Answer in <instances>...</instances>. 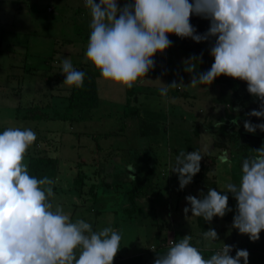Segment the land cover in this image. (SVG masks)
Wrapping results in <instances>:
<instances>
[{"label":"clouds","instance_id":"obj_1","mask_svg":"<svg viewBox=\"0 0 264 264\" xmlns=\"http://www.w3.org/2000/svg\"><path fill=\"white\" fill-rule=\"evenodd\" d=\"M85 6L91 21L84 62L91 63L104 81L122 92L143 83L155 67L156 54L172 46L170 35L196 43L215 38L211 68L193 75L188 85L161 83L160 95L166 98L169 89L180 86L205 85L203 90L208 92V86L223 75L246 82L248 93L260 102L258 110L246 115L264 118V0H125L123 6L118 0H85ZM193 15L210 21L207 32L197 33L190 22ZM193 62L201 60H185L186 72L196 71ZM61 74L69 88H83L85 73L76 70L69 58L62 59ZM232 123L237 124V119ZM215 126L219 128L220 123ZM243 127L248 133L264 132V123L245 120ZM36 140L31 128L8 127L0 132V264H113L122 234L110 226L93 231L90 223L73 222L61 205L53 203L55 181L31 175L24 162ZM252 152L242 161L239 184L229 181L223 192L208 188L199 199L187 196L191 208L183 209L185 217L191 211L209 223L214 217L223 218L232 211L230 193L237 201L232 227L250 241H258L264 231V146ZM202 157L198 150L185 149L176 156L170 171L178 174L181 190L200 172ZM218 159L232 167L226 153ZM128 169L135 171L134 165ZM130 178L135 181V176ZM202 239L212 247L219 237L210 228ZM191 241V235L174 241L154 264H248L245 249H236L233 257L234 246L223 243L221 250L205 258Z\"/></svg>","mask_w":264,"mask_h":264},{"label":"rangeland","instance_id":"obj_2","mask_svg":"<svg viewBox=\"0 0 264 264\" xmlns=\"http://www.w3.org/2000/svg\"><path fill=\"white\" fill-rule=\"evenodd\" d=\"M96 2L98 3L99 0H96ZM2 6L4 12L1 10ZM50 7L52 8L51 11L49 10ZM0 16L2 19V22L0 21V132L8 127L31 128L36 131L37 140L29 148L24 162L28 165L29 159L31 160V156L34 154L56 158L57 166L55 168L59 171L62 169V171L58 172L59 179L56 184L58 192L55 193L54 204L61 205L65 213L70 214L72 221L83 219L90 223L93 231H99L109 226L118 230L122 234V240L117 258L121 254L125 260L122 263L127 264L135 261L133 259L136 258L137 253L144 252V254L153 257L152 253H155V251L151 250V246L157 245L160 247L163 239L170 237L171 234L176 235L179 242L185 235H191L195 232L194 216L189 211L186 218L183 212L185 207L191 208L185 198L189 195H196L195 197L199 199L201 193L205 195L207 188L204 183L199 184V186L195 182H191L180 191L175 188L177 175L174 178L175 180L167 184L165 176L162 175L161 170H158L153 178L160 180L161 184L163 183L162 188L159 187L158 189L153 185L150 186V183H153L152 178L147 183V191L153 197L151 203L136 202L134 207L133 201L130 203L131 199L127 198L125 193L122 195L114 189L112 190L114 193L104 190L106 184L103 181L104 179L110 181L109 174L114 183L122 178H130L131 175L128 171H123V166L118 164L117 171H108L109 173L100 169L97 172H91L92 163L101 164L100 168L106 166V170L112 168L109 161L114 159L111 153L115 150H112V141H109V139L112 132L122 131L118 128L124 122V119L121 120L119 116L121 111L118 114L120 105L118 101L124 93L113 91L111 86L108 83L105 84L106 81L100 78L98 80L99 90L101 97H104L100 108L81 111L71 109V111L66 106L67 96L71 88L63 84L65 76L56 68L59 67V64L62 66L63 58L71 59L73 67L79 71L88 69L87 65H92L76 61L77 57H81V55L85 57L90 34L91 15L85 3L81 0H0ZM80 25L82 26L81 32L76 31ZM71 38H73V43H64V41ZM58 40L60 41L58 42ZM68 55L69 57H67ZM158 57L157 53L154 60H158ZM57 59L59 63L56 62ZM195 69L194 75H198L200 72L198 67L195 66ZM153 70L160 72L159 76L161 78L158 77L159 79L156 81L158 87L163 86L161 83L171 84L173 81L177 83L182 81L184 85L191 82L192 75L190 73L168 70L166 64L161 61L156 63ZM201 86L203 85L196 88L180 86L169 89L167 94L171 95L169 98L180 96L177 104L182 103V106L177 113H175L176 106L169 99L171 107L168 108V111H164L166 117L161 116L160 112L158 114L156 112L150 113V109L144 108H142V114L151 121L158 118L159 122L157 123L159 126L161 125L163 130L156 135L158 137L156 140H159L162 145L156 151L162 154L165 153L161 152V149L168 150L164 147L166 145L170 148L187 149L188 144L191 143L190 140L184 139L177 145L175 139L168 138L167 128L171 127L168 117L181 118L183 128H190L191 122L198 124L196 126L197 129L199 127L197 137L199 142L197 144H200L199 152L203 156L201 164L209 167L208 180L217 176L220 179V188H224V179L229 176V173L227 174L225 171L227 165L219 163L215 167L209 158L222 152L223 148L231 151L239 148L240 144L237 143L236 148L232 147V141L229 140V136L226 137L227 135L223 134L221 127L217 130L215 124L209 125L208 128L204 125L206 117L209 115L207 113L209 108L207 107H209L210 102L198 92L202 89ZM141 90L143 89L141 88ZM153 90L151 89V92ZM188 91L197 94L198 100L196 101V96L187 95ZM183 92H186V95ZM159 93L160 91L156 88L154 91L155 99L151 102L155 109H161L165 106L163 100L168 101L165 97L160 98ZM111 96L116 100V104H109L106 101ZM59 97L66 101L59 102ZM44 103L50 104L49 107L51 108L44 107ZM145 105H147L146 108H150L147 101H145ZM37 109L47 111L49 117L42 119L25 117L28 111L32 110L34 112ZM109 112H114L116 115L113 119L114 122L105 124V129H110V132L102 137L101 133L97 132V129L101 126L98 122ZM163 120L165 121L163 122ZM168 120L169 123H167ZM198 120L201 121L198 123ZM2 125H4V128H1ZM132 126H136V124L129 125L128 129L130 130ZM211 128L214 129L210 131ZM86 129L91 130L93 135L85 134ZM186 135L190 134L183 132L182 136ZM96 137L102 141L106 139L104 147L108 152L103 150L104 147L101 151H97ZM191 141L193 143V140ZM230 154L228 153V156ZM231 161L232 167L229 172L232 171L235 177L240 178V161L235 160V158ZM84 162L91 164L85 165ZM165 166L162 163L159 168L162 169ZM97 168H99V165ZM79 171L81 174L90 175V179L91 181L94 179V183L86 180V186L74 184V178L78 177ZM50 174L53 173L50 172ZM166 176L169 177V175ZM149 179L151 178L149 177ZM125 182H130V179ZM127 183H123L124 187L130 186L131 189L134 187ZM166 185L168 187H165ZM115 187L120 189L121 186L117 187L115 185ZM98 188L101 191L97 197L95 191ZM143 191L146 192V189H143ZM157 191L161 193L156 195ZM76 198L78 202L73 200H76ZM128 205L133 208V212L129 211ZM226 221L220 220L213 227L219 237L215 243L216 246H221L223 243H233L241 249V242L244 240L243 235L232 227L233 222L228 223ZM225 225L232 227V238L225 235V231L228 230ZM199 237H202V235L198 231ZM198 238L192 237V241L199 242L201 245ZM161 250H158L159 253H162ZM259 250H262V248ZM115 261L116 259H114ZM119 263L120 260H118ZM241 264H243L242 261ZM248 264H264V256L263 258L260 257L257 252L255 255L249 256Z\"/></svg>","mask_w":264,"mask_h":264},{"label":"crops","instance_id":"obj_3","mask_svg":"<svg viewBox=\"0 0 264 264\" xmlns=\"http://www.w3.org/2000/svg\"><path fill=\"white\" fill-rule=\"evenodd\" d=\"M118 1H119L118 2L119 6H122L125 3V0H118ZM128 2H132V0H128ZM190 2H191V0H190ZM2 8H3V6L1 7V10H2V12H4ZM50 8H49V10H50ZM51 10H52V8H51ZM0 21L2 22L1 16H0ZM190 22L196 28L197 33H199V34H203V33L207 32V30H208V28L210 26V21L209 20L203 19V18L195 16V15H193L191 17V21ZM0 29H1V25H0ZM78 30H79V32H81V30H82V26L81 25L79 26V29H77L76 31H78ZM76 31H75V33H76ZM168 38L172 41V46L169 47L164 53H162V54L158 53L159 57H158V60H155V66H156V63L158 61H161V62H164L166 64V67H167L168 70H173V71L177 70L179 72L189 73V72H186L184 70L185 69L184 61L188 60L191 57H198V58H200L201 62H199V63L198 62H193L194 63V67L195 66L198 67V69L200 71L198 73V75L200 73H202V72L208 71L211 68V65L214 63V58L210 55V46H212L214 44L215 38H212L210 41H205V42H201V43H196L191 38L181 39V38H179V37H177L175 35H170ZM62 39H64V38H62ZM59 41L60 40H58V42ZM64 43L65 44L66 43L67 44L73 43V38L67 39L66 41H64ZM67 57H69V55ZM84 60H85V57L81 55V57H77L76 61L83 63ZM56 62L59 63L58 59H57ZM86 64H88V63H86ZM60 65L61 64H59V67L56 68L58 71H61L62 66H60ZM88 66L89 65H87V67ZM190 74L193 76L194 72L190 73ZM159 75H160V72L158 70H152V71H150L147 74L146 78H144V82L143 83H138L132 89L126 90V91H123V92L119 90L118 86L113 85V84H111L109 82H105V84L108 83V85L111 86V89L113 91L124 93L122 98H120V101H118V104H120V105H119V108H118L119 110L117 109L118 110V114H119V111H121V115H119L121 120L124 119V122H122V126L118 127L122 131H119L117 133L112 132V135H110L109 141H112L111 142V146H112L111 148H112V150H115V152L111 153L112 154V158L114 157V159L109 161L110 165H112L111 169H109V170L107 169L106 170V166L100 168V166H102L101 164H97V163H92L91 164V163H88V162H84L85 165L91 164V166L93 167L91 169V172H97L98 169H100V170H102L104 172L109 173L108 171H110V172L111 171H115V170L117 171L118 164L120 166H123V171L124 172L128 171V173L131 176H135V181L133 179H131V178H122L118 182L114 183L113 182V178L109 174L110 181L109 180L105 181V179L103 181L106 184V187H105L104 190L105 191L108 190L109 193H110V192H113L112 190L114 189L116 192L121 193L122 195H124V193H125L126 197L131 199V197L129 195V192L131 191V187L130 186L129 187H127V186L124 187V184H123V183H127V182H125L127 179H130V182H128L127 184L133 185L135 187L137 185V187L139 186L142 189L143 188L146 189V192L142 191L140 194H138V196H137V198L135 200L136 202H140V203H143V204L151 203V201H152L151 199L153 197H151V195L147 191V188H148L147 187L148 186L147 183L150 182L152 180V178L155 176L154 175L155 172H157L158 170H161L162 175L165 176L167 184H168V182L170 183L171 181L175 180L174 178L176 177V175L178 177V174L173 173L170 170H171V166H173L175 164L176 156L182 150V148H180V147L170 148L169 146L166 145L164 147L168 149L167 151L164 150V149H161V152H164L165 154L158 153L156 151V149H158V147H160L162 145L160 144L159 140H156L158 138V137H156L157 134L156 135H154V134H152V135H144V134H142L141 131H140V117L138 115H127L128 107H136L137 109H140L141 113H143V109L142 108L150 109L151 110L150 113H155L156 112L158 114L160 112L159 114L164 117L165 116V112L164 111L165 110L168 111V108L171 107V103H170L169 99H171L172 102L174 103V105L176 106L175 113L180 111L182 103L181 104H177V101L180 99V96H173V97L169 98L171 95H167L166 99L168 101H165V100L162 101L165 104V106L163 108H161V109L153 108L151 102H153L154 99H155L154 91L156 90V88L158 90L161 88V86L158 87V82L156 83L157 79H159L158 77H160ZM100 78L101 77L97 78V86H98L99 94H100V90H99L100 86H99L98 80ZM163 79L165 80V78H163ZM215 80L210 86H208V92L203 90L205 87H207L205 85L201 86L202 89H200L198 91L200 94H202V96H204V98L206 100H208L210 102L209 107H207V108H209V111L207 112V113H209V115L208 116L206 115L207 116L206 117V122L204 124L205 126H207V128L211 124H216L218 122V120H219V117L222 116L221 114L219 115V113L217 115H215L216 111L213 109L216 106V104H215L216 99L215 98H216V96H218L217 94L221 90V88L217 84V82H219L220 80L218 78L215 79ZM141 88L143 90H141ZM151 89H154V90L151 92ZM214 91H215V93H213ZM211 92H212V95H211ZM225 93L229 94V92H225ZM190 94L193 97L196 96L195 97L196 101L198 100L197 94H194V92L188 91V95H190ZM159 97L163 99V97L160 95V93H159ZM103 99H104V97H101V94H100V103H99V106L97 108L101 107V105L103 104L102 103ZM65 101H63L62 98L59 99V102H65ZM106 101H108L109 104H111V103H115L116 104L117 103L116 100L114 98H112V96L108 97L106 99ZM145 101H147V103L149 104L150 108H146L147 105H145ZM49 105L50 104H45V103L43 104L44 107H47V106L49 107ZM67 105H68V100H67L66 106ZM49 108H51V107H49ZM115 115L116 114H114V112H109L106 116H103V118H102V120L100 122H98L101 126H103L102 128L100 126L97 129V132L101 133L102 137L104 135H107V133L110 132V129H105V124L106 123H111L113 121V119L115 118ZM25 116H26V114H25ZM141 116H143L145 119L147 118L143 114H141ZM168 118H169L170 123H171V127L167 128L168 138L169 139H172V138L175 139L177 145H179V143L182 140L188 139V140H190L191 143L188 144L189 147H187V149H185L186 152H192L194 150L200 151L199 150L200 149L199 148L200 144L199 145L197 144L199 142V138H197L199 132L195 133V132L199 131V127H198V129L196 127V126H198V124H194L193 122H191L190 128H187V127L183 128V124H182V119L181 118L174 119L172 116L168 117ZM147 119H149V118H147ZM169 120L167 121V123H169ZM154 121L155 122H159L158 118H156V120H154ZM164 121L165 120H163V122ZM199 121H201V120H198V123H199ZM151 122H153V121H151ZM130 123L131 124H136V126H132L130 128V130H129L128 128H129V125H131ZM160 127H161V125H160ZM1 128H4V125H2ZM207 128H205V129H207ZM183 132H186L187 134H190V135L182 136ZM85 134L93 135L92 131L91 130H87V129H86V133ZM262 136H259V137L262 138ZM95 140H97L98 144H97L96 148L98 149L97 151L99 152L104 147L106 139H103L104 141H102L101 139L99 140L98 137H96ZM191 140H193V143H192ZM262 146H264V141L260 140V138H257L256 142H254V145H252V146H249V145L242 146L241 145L240 148H237V149H234V150H231V151H229L227 148H223L222 152L218 153L217 155L215 154L214 157H212V158L210 157L209 159H210V161H212V164H214L215 167H216L220 163L218 158L221 155H223L225 153L228 155V153H231L228 156L229 159L230 160H232L233 158H235V160L238 159L240 161L239 164H240V171H241L242 161L245 158V156L253 155L254 153L252 151L253 150H257V149H259ZM103 150L108 152V150H106V147H104ZM238 157H240V158H238ZM162 163H164L166 166L164 168L160 169L159 167H160V165H162ZM98 165H99V168H97ZM129 165H134L135 171L129 170L128 169ZM28 168L30 170V159H29V162H28ZM225 168L227 169L225 171L227 172V174L229 173V176H228V178L224 179L225 180L224 184H226L229 181L233 182V183H236V184H239L240 178L235 177V174L232 173V171L229 172L230 168H228V166H225ZM61 171H62V169H61ZM61 171H59L56 168L53 169V170H50V171L48 169V170H46V173L44 174V176H40L39 178H43V177L47 176L50 179L54 180L55 181L54 193H57L58 191H57L56 184H57L58 179H59L58 172H61ZM81 171L85 172L84 170H81ZM50 172H52L53 174H50ZM52 175L54 177H51ZM85 175H86V178H85V182L86 183H87L88 180L90 182L94 183V179L91 181L90 175H88V174H85ZM166 175H169V177H167ZM149 177L151 179H149ZM212 179H216L217 185L220 188L221 185L219 184L220 183L219 177L214 176V178H212ZM175 181H176V183H175L176 187L175 188L179 189L181 191L180 186H179V179L176 178ZM192 182H195L197 185H199V184L202 185V183L204 181H202L199 178V176H197V174H196L193 177V181ZM74 183H75V181H74ZM115 185L117 187L121 186L120 189H117L115 187ZM152 185L159 189V187L162 188L163 183L161 184L160 180H155L153 178V183H150V186H152ZM169 186L171 187L172 185H169ZM165 187H168V185H166ZM220 189L225 190L224 188H220ZM100 191H101L100 188H98L95 191L97 197L99 196V192ZM159 193H161V192L157 191L156 195L157 194L159 195ZM201 194H203V193H201ZM201 194H200L199 198H202ZM73 200L78 202L77 198H76V200L75 199H73ZM234 202H235V211H234V215H235L236 214V206H237V201L235 200V198H234ZM53 203H54V200H53ZM130 203H132V200H131ZM75 205H77V204H75ZM135 206L136 205L134 204V207ZM127 208L129 209L130 212H133L132 211L133 210L132 207H130L128 205ZM194 219H195V225H196L195 226V232L191 233V236L195 237V238H198V231H199L198 217H194ZM224 221H226V220H224ZM226 222H228V223L229 222L230 223L233 222V218H232V220H230V221L227 220ZM215 226H216L215 224H212L210 226V228L213 229V227H215ZM225 226L228 227V230L225 231V235L228 238H232L233 237V231H232L233 229H232V227H230L228 225H225ZM169 236L170 237H167V239L168 238H174V237L177 238L176 235H174V234L173 235L171 234ZM198 239H200L201 245L199 243H197L196 241H194V243H196V245L199 246L198 248H200V250H208V249L209 250H214L216 247L219 246V245L216 246L217 244H215L216 243V241H215L214 244H213L214 246L207 247L206 246L207 243L206 242H205L206 244L204 243V240L202 239V237H199ZM243 239L244 240L241 242V245H242L241 249L247 250L249 252V256L255 255V253L258 252L260 254V257L263 258V256H264V231H262L260 233V239L258 241H256V242L250 241V239H249V237L247 235H243ZM260 248H262L263 251L259 250ZM151 250H152V246H151ZM135 256H136V258L133 259V260H140V262L142 264H154V260H155L154 257L155 256L150 257V256L144 254V252H141V254L137 253ZM115 259H116V261L113 262V264H116V263L118 264V260H120L119 264H127V263H122V261L124 262L125 260L123 259L121 254H119L118 258H117V255H116ZM126 259H129V258H126Z\"/></svg>","mask_w":264,"mask_h":264},{"label":"trees","instance_id":"obj_4","mask_svg":"<svg viewBox=\"0 0 264 264\" xmlns=\"http://www.w3.org/2000/svg\"><path fill=\"white\" fill-rule=\"evenodd\" d=\"M88 69H84L82 70L85 73V80H84V86L81 89H75V88H71L69 91V95L67 96L68 99V109H73V110H90V109H95L99 106L100 103V94L98 91V86H97V78L100 77V73L99 71H97L92 65L87 67ZM81 71V70H80ZM236 91L237 88L235 87ZM184 95H186V92L184 93ZM188 95V94H187ZM237 97V92H235L234 94H226L224 93V101L225 103L231 102V103H236L238 100ZM33 110V109H32ZM28 111V114L26 113V118H30V119H39V118H44V117H49L48 116V112H44V111H39L38 109L36 111H34L35 113H38L40 115H36L33 111ZM72 111V110H71ZM141 111L140 109H137L136 107H128L127 109V115H138L140 117V131L142 134L144 135H156L158 133H160V131L162 132V127L159 126V124L157 122H151V119H145L143 116H141ZM153 120V119H152ZM155 132V133H154ZM199 131L195 132L198 133ZM55 166H57V161L56 158L54 157H47V156H40L38 154H34L31 156V160H30V174L36 176L37 178H39L40 176H44V174L46 173V170L49 169L53 170L55 169ZM209 167L204 166L203 164H201V170L199 173H197V176H199V178L204 181L203 183L206 186V192L205 195H207L208 192V188H214L217 191H221L223 192L224 190L220 189L217 185V181L216 179H209L208 176V172H209ZM85 178L86 175L83 173L81 174V172L79 171V175L78 177L74 178V181L77 185L79 186H84L85 185ZM74 183V184H75ZM145 189V188H143ZM143 189L141 187H136L134 186L131 191L129 192V195L131 197V200L134 202V204H136L135 200L138 196V194H140ZM140 191V192H139ZM229 196V200H228V206L232 209L231 212H228L223 218L220 217H214L213 220L209 223V222H205L204 219L202 217H198V226H199V231L202 235V233L204 231H207L208 229H210V226L212 224L217 223L220 220H232L233 216H234V211H235V202H234V197L228 193ZM175 238V237H174ZM175 240L177 241V238H175ZM167 238L163 239V242H166ZM178 242V241H177ZM191 243L193 244V246L199 247L196 245V243H194V240L191 241ZM162 249L159 253L158 250ZM238 249V248H237ZM158 250L155 251V253L153 256L154 259L157 258L158 254H165L168 250L163 247V244L158 247ZM205 258H210L211 255L214 254V250H200ZM236 252L234 254H232L231 256H235ZM131 264H142L140 262V260H135L132 261Z\"/></svg>","mask_w":264,"mask_h":264},{"label":"flooded vegetation","instance_id":"obj_5","mask_svg":"<svg viewBox=\"0 0 264 264\" xmlns=\"http://www.w3.org/2000/svg\"><path fill=\"white\" fill-rule=\"evenodd\" d=\"M218 79L220 81L217 82V84L221 90L219 91L217 98H215L216 106L213 109L216 111L215 115L218 113L219 115H222L219 117L217 123H220L223 134L227 135L226 137L229 136V140L232 141V147L236 148L237 143H239L240 146H252L254 145V142H256L257 138L264 141V132L257 129L255 133H248L243 127L245 120H250L253 124L264 123V118L249 117L246 115L253 109L258 110L260 107V102L248 93L246 82L223 75ZM235 87L237 88V91ZM225 92H229L230 95L237 92L238 101L234 104L231 102L225 103ZM237 108H239V111H234V109ZM217 109H219V111H217ZM233 119H237L238 123L233 124ZM220 127L217 128V130L220 129ZM212 130L213 129L210 131ZM259 136H262V138Z\"/></svg>","mask_w":264,"mask_h":264},{"label":"built area","instance_id":"obj_6","mask_svg":"<svg viewBox=\"0 0 264 264\" xmlns=\"http://www.w3.org/2000/svg\"><path fill=\"white\" fill-rule=\"evenodd\" d=\"M81 1H83V2L85 3V0H81ZM50 10H51V8H50ZM174 241L177 242V241L175 240V238H168L166 242L162 243V244H163V247H165V248L168 250V249L172 246V243H173ZM224 244H226V245H230V246H234L233 251L230 253V255L234 254V253L236 252V249L238 248V247H237L236 245H234L233 243H224ZM222 247H223V244H222L221 246L216 247V248L214 249V253H215L216 251L221 250ZM197 248H198V247H197ZM157 249H158L157 246L152 245V250H155V251H156ZM199 249H200V248H199Z\"/></svg>","mask_w":264,"mask_h":264}]
</instances>
